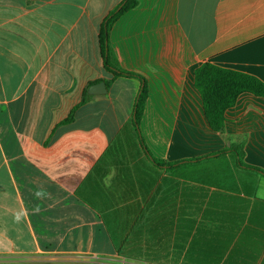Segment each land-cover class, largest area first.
<instances>
[{
  "label": "crops",
  "instance_id": "crops-1",
  "mask_svg": "<svg viewBox=\"0 0 264 264\" xmlns=\"http://www.w3.org/2000/svg\"><path fill=\"white\" fill-rule=\"evenodd\" d=\"M121 1L0 0V264H180L184 215L214 193L264 200V175L230 154L170 170L145 157L140 81L113 78L98 43ZM136 1L108 41L145 80L148 151L171 163L242 142L244 164L264 170V94L241 93L214 132L193 76L208 62L264 84V0Z\"/></svg>",
  "mask_w": 264,
  "mask_h": 264
},
{
  "label": "trees",
  "instance_id": "trees-1",
  "mask_svg": "<svg viewBox=\"0 0 264 264\" xmlns=\"http://www.w3.org/2000/svg\"><path fill=\"white\" fill-rule=\"evenodd\" d=\"M136 4V0H122L118 7L107 14L99 29L98 43L103 68L110 72L113 78L131 77L140 81L133 106L132 124L145 157L155 167L170 170L210 157L230 154L237 167L264 175V170L244 164L242 142L231 143L229 147L209 156L171 163L155 158L148 151L139 129L140 117L147 96L145 80L134 72L120 68L108 41L109 29L115 19ZM193 76L205 119L214 132H222L226 122L224 112L234 105L241 93H250L255 96L264 94V84L257 78L220 68L208 62L197 67ZM85 98L84 93L79 104L83 103ZM78 105L71 109L69 115L61 122L62 124L72 120ZM242 187L246 194L251 195L252 190L248 192L245 183ZM201 196L199 202L190 200V205H193L196 210L200 209L198 207L202 205L206 193H201ZM184 216L188 217L182 219L187 229L177 234H179L178 239L183 243H188V246L186 249L184 245L181 246L184 249V255L180 264H264V200L250 201L234 195L214 193L209 197L206 209L201 214L190 212ZM261 255V259L257 262Z\"/></svg>",
  "mask_w": 264,
  "mask_h": 264
},
{
  "label": "water",
  "instance_id": "water-1",
  "mask_svg": "<svg viewBox=\"0 0 264 264\" xmlns=\"http://www.w3.org/2000/svg\"><path fill=\"white\" fill-rule=\"evenodd\" d=\"M105 90V86L103 83H98V84H95L94 86H92V88H90V92L91 93H95L96 91H104Z\"/></svg>",
  "mask_w": 264,
  "mask_h": 264
},
{
  "label": "rangeland",
  "instance_id": "rangeland-1",
  "mask_svg": "<svg viewBox=\"0 0 264 264\" xmlns=\"http://www.w3.org/2000/svg\"><path fill=\"white\" fill-rule=\"evenodd\" d=\"M137 157V156H136ZM141 170L143 171V172H147V171H149L150 170V172H151V174H153V172H154V169H152V167H149V166H147V165H145L144 163H142V165H141ZM159 175L161 174L160 172H158V171H156ZM160 264V263H159Z\"/></svg>",
  "mask_w": 264,
  "mask_h": 264
}]
</instances>
